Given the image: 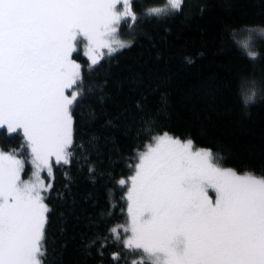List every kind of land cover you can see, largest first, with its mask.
<instances>
[{
	"label": "snow or ice",
	"instance_id": "snow-or-ice-1",
	"mask_svg": "<svg viewBox=\"0 0 264 264\" xmlns=\"http://www.w3.org/2000/svg\"><path fill=\"white\" fill-rule=\"evenodd\" d=\"M131 2L0 0V134L21 136L20 151L33 166L24 179L25 159L0 150V264H45L51 209L44 193L52 185L44 176L52 178L53 164L72 163L73 107L83 92L73 54L80 48L95 67L130 47L118 32L138 19ZM183 4L165 0L144 15L160 18ZM230 39L250 62L261 58L264 28L243 26ZM255 85L241 80L245 106L264 94ZM153 139L139 152L126 188L129 220L110 229L120 249L110 254L113 264H264V176L221 167L190 138ZM106 246L107 239L99 245Z\"/></svg>",
	"mask_w": 264,
	"mask_h": 264
},
{
	"label": "trees",
	"instance_id": "trees-1",
	"mask_svg": "<svg viewBox=\"0 0 264 264\" xmlns=\"http://www.w3.org/2000/svg\"><path fill=\"white\" fill-rule=\"evenodd\" d=\"M164 4L132 0L133 31L120 28L131 46L97 66L80 48L73 54L83 92L73 107L72 163L53 164L52 178L44 176L52 185L44 193L51 209L45 264H113L110 254L120 249L110 229L129 220L128 184L118 181L134 174L138 152L156 135L190 138L219 165L264 176V94L248 106L239 94L242 78L264 90V42L252 63L230 39L243 26L264 28V0H184L180 12L144 15ZM21 144L19 135L0 134V150L19 152L28 178L32 168Z\"/></svg>",
	"mask_w": 264,
	"mask_h": 264
},
{
	"label": "rangeland",
	"instance_id": "rangeland-1",
	"mask_svg": "<svg viewBox=\"0 0 264 264\" xmlns=\"http://www.w3.org/2000/svg\"><path fill=\"white\" fill-rule=\"evenodd\" d=\"M117 8H118V10H120L121 9V6L120 5H118L117 6ZM124 27V26H123ZM133 28L134 27H131V28H129L126 32H132L133 31ZM121 31H120V29H119V32H118V36H119V38L120 39H122V40H124V41H126V42H130V40L129 39H126L124 36H123V34L122 33H120ZM82 46V45H81ZM80 46V47H81ZM79 49V48H78ZM69 91H71V90H69ZM159 135H162V134H159ZM159 135H156V136H159ZM169 135H171V134H169ZM156 136H154V137H156ZM171 136H173L174 138H178V137H175L174 135H171ZM153 137V138H154ZM151 139V141L149 142V143H154V139ZM181 141H186L187 139H181V138H179ZM149 143H147L146 144V146L149 144ZM146 146L143 148V150L142 151H145L146 150ZM196 148H200V149H206V148H201V147H197V146H195ZM139 152H141V151H139ZM139 152H138V154H139ZM138 156V155H137ZM18 158H22V157H18ZM138 162V161H137ZM30 163V162H29ZM221 166V165H220ZM30 167L32 168L31 169V172H32V170H33V166L30 164ZM221 167H224V168H231V167H225V166H221ZM231 169H234V168H231ZM26 170V165H25V168H24V171ZM235 170V169H234ZM237 171V170H236ZM31 172L29 173V176H28V178L30 177V175H31ZM24 173V172H23ZM23 173H22V177H23ZM24 179H28V178H25V177H23ZM45 183H46V181H45ZM126 183L129 185L130 184V178H129V180H127L126 181ZM210 194H212L211 192H210Z\"/></svg>",
	"mask_w": 264,
	"mask_h": 264
},
{
	"label": "flooded vegetation",
	"instance_id": "flooded-vegetation-1",
	"mask_svg": "<svg viewBox=\"0 0 264 264\" xmlns=\"http://www.w3.org/2000/svg\"><path fill=\"white\" fill-rule=\"evenodd\" d=\"M132 9V8H131Z\"/></svg>",
	"mask_w": 264,
	"mask_h": 264
}]
</instances>
